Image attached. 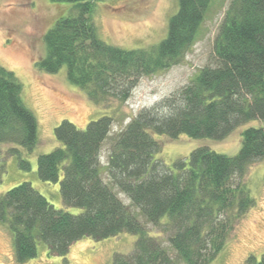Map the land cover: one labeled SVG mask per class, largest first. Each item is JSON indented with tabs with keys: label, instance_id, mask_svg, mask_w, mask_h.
Wrapping results in <instances>:
<instances>
[{
	"label": "trees",
	"instance_id": "16d2710c",
	"mask_svg": "<svg viewBox=\"0 0 264 264\" xmlns=\"http://www.w3.org/2000/svg\"><path fill=\"white\" fill-rule=\"evenodd\" d=\"M52 1L73 6L44 34L45 53L37 65L47 73L65 66L67 79L104 110L125 102L142 76L182 60L211 2L177 0L158 43L125 49L97 35L91 13L102 0ZM21 94L20 80L0 65V144L30 151L37 142V122ZM254 119L264 121V0H230L209 63L141 108L114 137L105 164L108 181L102 177L100 151L113 117L101 115L85 127L63 119L55 127L60 145L39 154L36 169L41 180L59 183L62 207L28 181L0 194V224L13 236L15 260L35 257L39 242L50 255L65 256L84 237L101 240L125 232L137 236L133 249L115 253L112 264H209L254 204L243 180L250 163L264 158V125L242 131L235 155L200 146L173 168L154 158L160 143L153 135L219 140ZM19 166L29 170L31 163L20 158ZM4 169L0 163V181ZM116 188L157 228L155 234ZM67 207L82 210L73 214ZM254 264H264V252Z\"/></svg>",
	"mask_w": 264,
	"mask_h": 264
},
{
	"label": "rangeland",
	"instance_id": "374dc122",
	"mask_svg": "<svg viewBox=\"0 0 264 264\" xmlns=\"http://www.w3.org/2000/svg\"><path fill=\"white\" fill-rule=\"evenodd\" d=\"M229 2L211 0L192 46L178 64L142 76L125 102H112L110 109L104 110L92 103L82 88L67 79L65 66L57 72L47 73L37 65L45 53L44 34L59 17L69 13L73 3L0 0V65L12 70L22 83V100L33 112L37 122V142L32 150L16 144H0V163L5 167L0 181V194L28 181L55 207H62L59 183L39 178L37 157L60 145L54 136V129L63 119L78 127H85L90 120L104 114L113 117L110 133L100 151L102 177L108 181L105 164L114 137L141 108L169 95L209 63L215 37ZM177 6V0H102L96 2L91 18L98 37L106 43L125 49L146 48L165 36L169 17L177 10ZM261 125H264V121L250 120L219 140L185 134L171 139L163 134H154L160 143V150L154 158L162 159L173 168L177 159L188 158L190 152L200 146L232 156L240 149L242 131ZM20 158L31 163L29 170L19 166ZM243 182L254 204L209 264H254L264 252V158L250 163ZM116 192L131 211L139 214L124 193L117 188ZM65 209L73 214L82 210L79 207ZM139 218L152 234L157 232V228L146 222L140 214ZM136 239L135 234L125 232L101 240L84 237L74 242L65 256L50 255L46 244L39 242L37 255L20 263L15 260L11 232L0 224V264H112L113 255L130 253ZM168 249L173 253L171 248Z\"/></svg>",
	"mask_w": 264,
	"mask_h": 264
}]
</instances>
